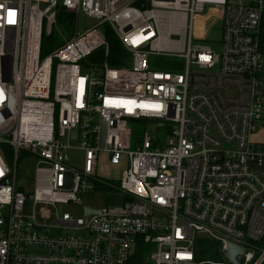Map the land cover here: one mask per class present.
I'll use <instances>...</instances> for the list:
<instances>
[{"label":"built area","instance_id":"built-area-1","mask_svg":"<svg viewBox=\"0 0 264 264\" xmlns=\"http://www.w3.org/2000/svg\"><path fill=\"white\" fill-rule=\"evenodd\" d=\"M136 1L0 0V264H264V141L253 138L264 126V0ZM207 6L224 11L220 52L193 45ZM62 11L72 32L45 55ZM80 15L99 22L80 31ZM104 24L127 64L86 63L109 55ZM136 121L153 133L135 140ZM22 154L38 158L32 198L17 184ZM96 191L125 201L77 219L57 208ZM39 203L55 207L52 225L38 222ZM230 241L244 245L240 263ZM200 243L223 258H203Z\"/></svg>","mask_w":264,"mask_h":264},{"label":"rangeland","instance_id":"rangeland-1","mask_svg":"<svg viewBox=\"0 0 264 264\" xmlns=\"http://www.w3.org/2000/svg\"><path fill=\"white\" fill-rule=\"evenodd\" d=\"M62 2V0H59ZM47 6L46 3L41 4V8L44 9ZM99 22L96 18H89L85 15H80L79 18V29L80 31H84L86 28L94 26ZM224 22V11L221 8H217L214 6H207L204 12L196 13L194 17V28H193V45H210L215 51H221V38H222V26ZM61 24L60 21L54 26V33L50 37H46L45 39V47L44 54L50 53L54 48L61 46V44L65 40V35L68 33H61ZM72 32V28L68 31ZM264 54V52H263ZM168 58L162 57L159 61V67L167 69ZM174 66L179 68L183 67L185 63L184 58H174L173 59ZM135 133L134 139H141L143 137V133L145 130H149L153 133V126L151 124H147L143 121H136L132 123ZM158 134L160 136L163 135V130H159ZM166 138V135H165ZM255 140L264 141V126L257 131V133L253 136ZM136 147V144H133V148ZM71 155V164L74 166H81L83 161V151L73 149L70 151ZM38 164V158L35 155H24L22 154L20 159L18 160V175H17V184L21 186L24 191L27 193L34 190L35 186V175ZM108 162L102 163L100 168L101 173L105 175H110L115 172V169L109 167ZM15 160L11 163V168L14 170ZM81 199V204L74 203H58L57 208L61 213H69L73 218H81L85 217V207L89 206L96 209H102L107 205L112 207H120L123 205L125 201V195L120 193H111L107 194L104 191H96L91 193H82L79 195ZM34 202L33 200H27L25 213L27 215H31L34 211ZM46 208L52 212V215L48 219H44L41 217V210ZM35 211L37 214L38 222L41 224L52 225L56 219V209L52 206H47L42 203H39L35 207ZM207 243L210 241L206 240ZM202 243H200V252H201ZM202 253V252H201Z\"/></svg>","mask_w":264,"mask_h":264},{"label":"trees","instance_id":"trees-1","mask_svg":"<svg viewBox=\"0 0 264 264\" xmlns=\"http://www.w3.org/2000/svg\"><path fill=\"white\" fill-rule=\"evenodd\" d=\"M60 24L62 33H68V31L72 28V16L69 12L62 11L60 13ZM264 24V22H263ZM103 31L106 36V39L109 42L110 51L108 57L105 56L104 48L97 50L94 54L88 57L86 63H92L97 65H102L103 62L107 59L111 66L120 67L127 64L126 60L129 56V53L122 45L121 41L115 35L114 31L112 30L111 26L108 24L103 25ZM44 47H45V40H44ZM261 50L264 52V25L261 30ZM6 152V156L8 160H12V148L8 145L3 146ZM264 244V240H263ZM201 256L203 258H209L210 260H220L223 258L220 247L218 244H204L202 246Z\"/></svg>","mask_w":264,"mask_h":264},{"label":"water","instance_id":"water-1","mask_svg":"<svg viewBox=\"0 0 264 264\" xmlns=\"http://www.w3.org/2000/svg\"><path fill=\"white\" fill-rule=\"evenodd\" d=\"M147 1H149V0H138L135 2V5L144 9L146 7ZM103 137H104V133H103ZM28 197L32 198L33 197L32 193H29ZM99 212H100L99 209L92 208V207H85V217H87L89 215V213H99ZM243 251H244V245L230 241L229 242V249L226 251V255L232 262L240 263L241 260H239V261L236 260L235 256L237 254L243 253Z\"/></svg>","mask_w":264,"mask_h":264},{"label":"snow or ice","instance_id":"snow-or-ice-1","mask_svg":"<svg viewBox=\"0 0 264 264\" xmlns=\"http://www.w3.org/2000/svg\"><path fill=\"white\" fill-rule=\"evenodd\" d=\"M9 15L12 16V15H14V13H11V12H10ZM10 22H12V21H10Z\"/></svg>","mask_w":264,"mask_h":264},{"label":"crops","instance_id":"crops-1","mask_svg":"<svg viewBox=\"0 0 264 264\" xmlns=\"http://www.w3.org/2000/svg\"><path fill=\"white\" fill-rule=\"evenodd\" d=\"M263 22H264V20H263ZM263 25H264V24H262V27H263Z\"/></svg>","mask_w":264,"mask_h":264}]
</instances>
